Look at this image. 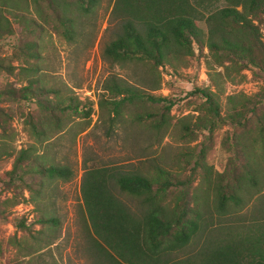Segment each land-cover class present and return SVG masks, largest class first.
<instances>
[{
    "label": "trees",
    "instance_id": "1",
    "mask_svg": "<svg viewBox=\"0 0 264 264\" xmlns=\"http://www.w3.org/2000/svg\"><path fill=\"white\" fill-rule=\"evenodd\" d=\"M96 4L97 0H0V73L16 79L0 90V102L31 103L43 114L40 120L27 117L26 124L31 128L28 135L35 142L47 137L49 125L58 127L64 113L67 121L76 114L88 119L91 116V106H82L72 97L61 99L56 91L40 86L36 76L41 73L39 63L48 20L52 18L58 35L70 42L75 37V15L88 17ZM112 13L120 20L121 32L105 46L103 58L113 64L139 63L156 71L169 68L175 75L178 62L194 54L205 56L207 50L216 66L226 72L229 68L225 63H229L250 68L264 78V41L260 33L264 0H115ZM207 66L210 88L196 89L195 93L204 101L209 134L188 176L182 178L160 168L124 173L109 166H92L84 172L81 195L92 234L90 245L105 263L174 264L173 255L199 231L200 194L193 185L198 168L205 170L202 180L207 183L201 193L212 191L221 212L244 208L246 200L240 189L254 190L263 179L264 93L253 98L242 96L239 106L222 114L212 91L218 84L212 67ZM217 75L221 77L220 72ZM160 87L161 83L156 82L149 90L155 92ZM233 99L228 96V103L234 104ZM151 102L155 108L147 107ZM175 103L172 98H155L116 76L105 80L97 100L100 114L105 115L109 125L131 108L130 122L156 134L171 125ZM11 118L0 108L1 135L5 131L2 124ZM222 127L227 128L223 148L231 156L225 173L217 174L205 167L203 160L215 129ZM184 131L189 133L186 126ZM9 156L14 160L10 170L0 175V197L3 192L20 189L21 197L25 190L34 198L45 184L72 177L68 168L38 158L34 146ZM115 190L139 199L145 213L130 212ZM18 204L16 196L0 199V221L7 222L8 211ZM56 224L53 218L43 215L30 224L23 218L18 220L15 228L22 236L9 240L15 252L13 264H21L37 251L38 246L25 239L41 244L46 229ZM195 258L199 264H264V232L224 244H207Z\"/></svg>",
    "mask_w": 264,
    "mask_h": 264
},
{
    "label": "rangeland",
    "instance_id": "2",
    "mask_svg": "<svg viewBox=\"0 0 264 264\" xmlns=\"http://www.w3.org/2000/svg\"><path fill=\"white\" fill-rule=\"evenodd\" d=\"M114 2L97 0L88 17L76 14L75 37L70 42L58 35L52 18L46 26L47 34L39 63L41 73L36 76L40 86L56 91L61 99L72 97L82 106H91L89 119L76 114L67 121L64 113L59 126L49 125L47 137L35 142L28 135L31 128L26 124L27 117L31 115L40 120L43 114L31 103L0 102V108L12 116L11 120L2 124L5 131L0 134V175L11 168L14 157H10V153L15 155L30 146H34L38 158L43 157L53 166H64L72 173L68 181L58 179L52 184H45L34 198L25 190L21 197L20 189L2 193L0 199L16 196L19 204L8 211L7 222L0 221V264L16 262L13 259L14 249L9 244L11 237L18 239L22 236L15 228L16 222L23 218L26 224H30L38 215L53 218L57 224L46 229L41 244L31 238L25 239L38 247L36 253L24 258L21 264H107L97 252L92 251L90 245L92 234L81 195L86 169L109 166L130 173L138 169L160 168L182 178L188 176L209 134L204 101L195 93L196 89L210 88V68L207 64L212 67L211 73L218 84L212 91L217 95L222 114L239 106L242 96L253 98L264 93V78L256 71L225 63L229 68L226 72L223 67L216 66L207 50L204 51L205 56L194 54L182 63L178 62L175 75H171L169 68L156 71L139 63L119 65L105 60V46L121 32L120 20L112 13ZM200 27L203 30L206 28L203 23ZM260 33L264 41V25L260 27ZM219 72L221 77L217 75ZM113 76L147 90L155 98H172L176 103L171 110V125L156 134L132 124L128 117L131 108L124 112L120 120L109 125L105 115L100 114L97 100L103 83ZM15 82L14 77L0 73V90ZM156 82L161 83V89L150 91ZM228 96L234 97V104L228 103ZM146 105L156 107L152 102ZM185 126L189 133L184 131ZM226 130V127L215 129L203 160V165L211 167L217 174L225 173L231 156L223 148ZM197 170L193 185L194 191L200 194L197 206L199 231L183 250L172 256L174 264H199L195 256L207 244H224L232 239L255 237L264 232V176L254 190L249 191L247 187L240 189V195L246 200L244 208L221 212L212 191L201 193V188L207 184L202 180L205 170ZM115 193L134 215L145 213L139 199L121 194L118 190Z\"/></svg>",
    "mask_w": 264,
    "mask_h": 264
}]
</instances>
